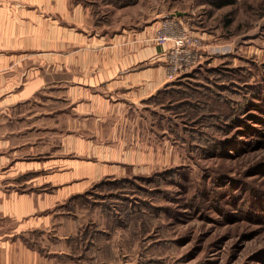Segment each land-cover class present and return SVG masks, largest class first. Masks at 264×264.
I'll use <instances>...</instances> for the list:
<instances>
[{
	"label": "rangeland",
	"instance_id": "obj_1",
	"mask_svg": "<svg viewBox=\"0 0 264 264\" xmlns=\"http://www.w3.org/2000/svg\"><path fill=\"white\" fill-rule=\"evenodd\" d=\"M75 1L88 7L87 27L119 35L180 18L204 56L151 98L140 128L62 111L63 80L76 72L62 69L61 55L44 58L47 86L19 107L21 141L38 153L23 148V158H45V141L47 157L62 155V134L83 123L86 134L101 131L102 157L124 161L125 173L71 201L69 215L33 234L38 248L66 251L64 264H264V0ZM220 94L232 102L217 105ZM196 101L194 111L187 102ZM209 109L219 114L201 117Z\"/></svg>",
	"mask_w": 264,
	"mask_h": 264
},
{
	"label": "crops",
	"instance_id": "obj_2",
	"mask_svg": "<svg viewBox=\"0 0 264 264\" xmlns=\"http://www.w3.org/2000/svg\"><path fill=\"white\" fill-rule=\"evenodd\" d=\"M88 15L82 1L0 0V264L68 263L66 251L38 248L33 234L69 215L70 202L102 178L125 173L124 161L102 157L95 143L101 131L86 134L83 123L62 134V155L47 157L53 146L45 141V158H23V148L38 153L34 142L21 141L19 107L47 86L38 75L39 67L52 65L44 58L61 55L62 69L76 72L63 80L68 106L62 111L98 124L128 119L140 128L151 98L173 82L167 79V46L153 40L155 25L119 35L87 27Z\"/></svg>",
	"mask_w": 264,
	"mask_h": 264
},
{
	"label": "built area",
	"instance_id": "obj_3",
	"mask_svg": "<svg viewBox=\"0 0 264 264\" xmlns=\"http://www.w3.org/2000/svg\"><path fill=\"white\" fill-rule=\"evenodd\" d=\"M153 40L167 46L165 59L170 81L195 69L204 56L201 38L177 17L163 19Z\"/></svg>",
	"mask_w": 264,
	"mask_h": 264
},
{
	"label": "trees",
	"instance_id": "obj_4",
	"mask_svg": "<svg viewBox=\"0 0 264 264\" xmlns=\"http://www.w3.org/2000/svg\"><path fill=\"white\" fill-rule=\"evenodd\" d=\"M233 0H217V1H215L216 2V4L218 5V6H221V5H224V4H226V3H231ZM175 17V16H174ZM182 18V17H181ZM188 75H193V73L192 74H187V76ZM224 90V89H223ZM223 93V92H222ZM215 98H218L219 100H221L222 101V103L223 102H228V104H230L231 102L228 100L227 101V99L226 98H224V97H222L221 96V94H220V96L219 95H216V96H214L213 97V101H215V103L217 102L216 101V99ZM203 103H201L200 101H196V102H187V105H189L190 106V108L191 109H193L194 111H196V110H200L201 109V105H202ZM217 105H218V102L216 103ZM204 107H205V105H204ZM229 108V107H228ZM206 109V108H205ZM213 110H215V109H213ZM213 110H211V109H209L208 110V112L207 113H203L202 114V116L201 117H216V115H218L219 113H217V112H211V111H213ZM216 111H219V110H216ZM217 113V114H216ZM220 117V116H219ZM230 117V116H229ZM231 118V117H230ZM195 119H197V120H199V117H197V118H195Z\"/></svg>",
	"mask_w": 264,
	"mask_h": 264
}]
</instances>
